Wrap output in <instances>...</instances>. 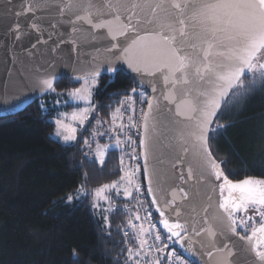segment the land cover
I'll return each instance as SVG.
<instances>
[{
	"label": "snow or ice",
	"instance_id": "6c2138e0",
	"mask_svg": "<svg viewBox=\"0 0 264 264\" xmlns=\"http://www.w3.org/2000/svg\"><path fill=\"white\" fill-rule=\"evenodd\" d=\"M64 8L76 9L73 13L75 21H70L74 25L73 32L77 31L76 22L91 25L95 29H105L107 36L112 41H117L112 44V49L122 48L120 58L127 61L132 71L158 75L162 79L163 86L167 89L163 100L169 105L167 111L172 113L170 124L176 131L175 139L185 156H192V164L187 168V178L192 179L194 175L193 165L195 174H198L201 181L214 183L223 178V183L219 184L222 199L218 205L223 214L214 218L219 231L209 223L207 217L204 219L206 228L196 232L193 227L196 235L206 233L210 238L211 250L206 252L207 257L211 259L214 253H224L218 264H232L230 258L234 255L233 249L227 243L222 247L218 246L216 237L225 236L227 232L239 236L235 213L238 210L247 212L250 206H259L257 214L262 222L259 227L254 226L247 236H240V239L249 242L250 251L254 253L257 264H264V179L247 177L238 182L230 181L222 167L226 161H217L209 143L210 139L215 138V133L226 127L219 123L217 116L227 99L230 96L248 94L258 81L264 83V0H68ZM32 27L35 28L36 25L33 24ZM97 74H91L92 83H95ZM246 74H251V79L247 82L244 79ZM41 83L46 88L53 89L52 79H44ZM87 85L86 78L85 87L73 90L70 95L76 99L89 100L91 91ZM173 105L174 112L170 107ZM90 110L83 109L79 115L73 114L72 118L83 124ZM162 112L159 101L154 105L151 100L148 101V111L142 112L143 135L139 143L145 162V173L148 172L149 157L155 150L154 134ZM119 113L120 109L117 108L113 114V122ZM150 119L156 122L150 125ZM56 123L57 135H63L65 141L76 139L75 128L60 120ZM213 124L215 127H212ZM123 128L124 125L121 124L120 129ZM128 139L131 140V137ZM120 143L117 139L116 145L119 146ZM107 147L105 145L104 150ZM104 150L98 153L101 164L104 162ZM177 159L183 162L184 157ZM153 172L159 175L155 169ZM135 175L133 170L120 177V181H126L128 185L124 188L125 196L132 195V187L139 192L140 185L135 183ZM177 176L180 180H185L183 173ZM226 186L229 194L223 197ZM109 188L119 191L117 182H112L97 189L96 196L108 200L109 197L103 193ZM179 191L184 192V189L180 188ZM148 192H153L151 179ZM234 192L239 195H233ZM172 196L173 199L166 202L164 208L175 203L176 189L172 190ZM187 196L184 192V198ZM152 203H157L154 195ZM93 207H98V204L94 203ZM158 211L162 218L161 223L171 233L167 239L177 237L182 243L184 237L181 233L187 236L185 224L178 218L170 221L159 206ZM179 215L177 209L176 216ZM104 219L107 223L106 216ZM136 219H140L139 215ZM128 223L136 229L139 249H144L148 243L144 236L154 225L145 229L143 225L137 228L131 220ZM247 223L244 219L239 220V225L246 226ZM154 238L156 241L162 240L158 232ZM201 247L205 245L202 244ZM156 251L162 249L157 247ZM140 254L139 250L129 247L128 259ZM73 255L78 256L76 250H73ZM173 258L175 264H186L174 252L169 254V260ZM136 264H140V261L136 260ZM149 264H160V261L157 259Z\"/></svg>",
	"mask_w": 264,
	"mask_h": 264
},
{
	"label": "trees",
	"instance_id": "16d2710c",
	"mask_svg": "<svg viewBox=\"0 0 264 264\" xmlns=\"http://www.w3.org/2000/svg\"><path fill=\"white\" fill-rule=\"evenodd\" d=\"M97 78L93 113L86 127L95 119L109 121L116 108L121 114L126 103L131 106L133 102V107L143 111L148 95L130 76L118 71ZM244 79L250 80L251 74ZM81 82L63 77L53 88L67 93ZM40 99L15 115L0 118V264H136V260L149 264V252L128 259L129 247H138L136 229L128 223L134 215L132 208L138 206L134 194L114 204L108 224L95 214L91 202L93 188L118 181L122 168L140 164L139 159L110 149L101 164L84 151L81 137L61 142L52 135L53 113L43 110ZM126 119L122 118V124ZM217 120L226 127L209 143L216 159L226 161L222 165L226 175L233 180L264 179V83L258 81L246 95L230 96ZM138 139L133 134L130 140L137 152ZM136 176L143 185L141 170ZM80 186L87 193L67 201V195ZM141 197L152 208L146 192ZM152 214L158 224L153 208ZM169 249L195 264L172 239ZM158 260L169 263L165 252Z\"/></svg>",
	"mask_w": 264,
	"mask_h": 264
},
{
	"label": "water",
	"instance_id": "95a60500",
	"mask_svg": "<svg viewBox=\"0 0 264 264\" xmlns=\"http://www.w3.org/2000/svg\"><path fill=\"white\" fill-rule=\"evenodd\" d=\"M67 3L68 0H0V118L15 115L45 96L51 89L42 85L44 79H52L54 86L63 77L84 80L91 78L93 73H98L95 76L98 77L122 71L130 76L148 95L143 112L148 111L149 100L154 105L159 101L163 109L158 117L154 134L156 146L149 157L147 173L144 171L142 148L138 143L142 180L148 198L152 203L153 195L156 197L157 203L152 205L159 217L158 206L170 221L178 218L185 224L187 236L181 233L183 242L177 237L172 238L186 257L191 258L195 264H218L224 253H214L209 259L206 252L211 250L210 238L206 233L198 236L196 232L207 227L205 217L219 231L214 218L223 214L218 207L222 199L219 184L223 183V178L214 183L201 181L198 174H195L194 165L192 179L187 178L192 156H185L175 139L176 131L170 124L172 113L167 111L169 105L163 100L167 89L162 79L158 75L132 71L127 61L120 58L122 48L112 49V44L117 41H112L105 29H95L91 25L76 22L77 31L73 32L74 25L70 21H75L73 13L76 9L64 8ZM29 8L32 10L28 11ZM170 107L174 112V105ZM154 122L152 119L149 121L150 125ZM142 135L141 117L139 140ZM177 157H184L183 162L178 161ZM154 169L159 175L154 174ZM179 173L184 174L185 180L178 178ZM150 179L152 193L148 192ZM228 179L232 182L240 181ZM180 188L188 194L187 198H184V192L179 191ZM173 189H176L175 203L164 208V204L173 199ZM224 190L229 194L227 186ZM233 195L237 196L238 193L234 192ZM177 209L179 217L176 216ZM161 219L158 222L163 232L171 235ZM240 236L243 235L227 232L225 236L217 235L216 242L220 247L227 243L233 249L234 255L230 258L232 264H257L249 242L240 239ZM202 244L205 247H201Z\"/></svg>",
	"mask_w": 264,
	"mask_h": 264
},
{
	"label": "rangeland",
	"instance_id": "374dc122",
	"mask_svg": "<svg viewBox=\"0 0 264 264\" xmlns=\"http://www.w3.org/2000/svg\"><path fill=\"white\" fill-rule=\"evenodd\" d=\"M88 79V85L87 87L91 91V96L89 100H81V99H76L73 96L70 95V93L73 91H69L67 93L58 91L56 89H51L47 95L43 98L40 99V105L43 108L44 111H51L53 113V121H54V130L52 132V135L59 139L63 143H71L79 139L80 137L82 138V147L84 151L91 157H93L97 162H100L99 159V151L104 150V146L107 145V149L104 150V156L103 160L105 158L106 152L110 149H119V150H124L123 154L126 155L129 159L134 158V155H136L137 149L135 150V147L133 146V143L128 139V137H133L134 134V129L137 128V124L139 122V117L142 111V108L139 106L133 107V102H131V106L129 103H126L125 108L121 109V114H117V117L115 119V122H113V114L116 113V109L112 113V117L109 121L102 122L99 119H95L92 124L89 127H86V124L90 118V116L93 113V108H94V92L96 88L99 85V80L97 77H95V83H92L91 78ZM85 87V79L82 80L81 84L79 85L78 88H84ZM76 88V89H78ZM75 90V89H74ZM134 91V90H133ZM140 94L143 95V98H145V93L138 89ZM131 98H133V94H131ZM147 99V98H146ZM127 105H129L127 107ZM90 108L91 110L87 113V119L83 122V124L80 123L78 119H73V114L79 115L83 109ZM120 109V108H119ZM144 110V109H143ZM126 121L123 123L124 128L121 130L120 125L122 124V118H126ZM129 117H132V120H129ZM142 117V115H141ZM60 120L64 124L70 126L71 128H75V140H69L65 141L63 139V135H57L58 131V126L56 121ZM133 124L136 126L134 127ZM87 128L86 132H83V130ZM61 132H63L62 129H60ZM67 134V133H64ZM120 140L119 146L116 145V140ZM87 141V143H85ZM137 148V147H136ZM128 161V160H127ZM122 176L125 175V173L129 171L135 170L136 175L138 170H141L140 164L135 162L134 167H130L127 165L126 167L122 168ZM135 175V183L139 184V179ZM117 182V189L109 188L106 189L103 193L104 196H108V200H104L103 198H99L96 196V190L101 188V186H98L96 188H93L91 190V202L92 206L93 204H98V207H93L95 214L102 219L103 223L108 224V215L111 211V209L114 207V204L121 200V199H126L130 196H125L124 195V188L128 187L126 181L122 182L120 179ZM110 185V184H107ZM141 186V185H140ZM132 191V195L134 194L135 200L138 204L136 208H132V211L134 213L132 217V223L139 228L140 225H143L145 229L150 228L151 225H154V227H151V230L147 232L144 236V238L148 241L147 245L145 246L144 249H139V241H138V247L136 250H139L141 253H148V257L151 259V261L157 260L158 258H161L163 256V253L165 252V255H167V258L169 260V254L170 253H175L176 255H179L182 260L186 262V264H189L188 261L178 254L176 251L173 249H169V245L171 244V240L167 239L165 236H161L162 240L161 241H156L154 236L157 233V230L155 228L156 223L153 222L150 211H152L153 205L151 203L152 208H148L147 203L145 202L144 204V199L141 197L143 195V192L139 190V192L136 191L135 187H132L130 189ZM135 191V193H133ZM87 193V188H84L80 186L75 192L69 193L67 195L66 200L67 201H73L74 198L81 197L82 195ZM69 197H72L69 199ZM143 202V203H142ZM150 207V206H149ZM154 210V208H153ZM255 210H249V212H252ZM139 215L140 219H136V216ZM257 215V214H255ZM107 217V223L105 222L104 217ZM256 219V218H255ZM249 225H254L253 222H248ZM256 223V222H255ZM138 240V239H137ZM153 242L155 244V248L153 250H148L149 243ZM167 245V247H165ZM159 247L162 249V251H156V248ZM150 254V255H149ZM158 257V258H156ZM168 264H175L174 258L173 260H169Z\"/></svg>",
	"mask_w": 264,
	"mask_h": 264
},
{
	"label": "flooded vegetation",
	"instance_id": "af4514ba",
	"mask_svg": "<svg viewBox=\"0 0 264 264\" xmlns=\"http://www.w3.org/2000/svg\"><path fill=\"white\" fill-rule=\"evenodd\" d=\"M239 195V193H238ZM237 195V196H238ZM228 196V193L226 190H223V197H227ZM257 209H259V206H250L248 211L245 212L243 210H238L235 215H236V218H237V232L243 236H247L248 234L251 233V230L252 228L255 226V227H259L260 223L262 222V219L260 217V215L257 214ZM249 210H255V211H252V212H249ZM257 214V215H255ZM249 217H251V220H249ZM256 218V219H255ZM240 219H244L248 222H253L254 225H249V223H247L246 226H242V225H239V220ZM256 222V223H255Z\"/></svg>",
	"mask_w": 264,
	"mask_h": 264
},
{
	"label": "built area",
	"instance_id": "2783aa9c",
	"mask_svg": "<svg viewBox=\"0 0 264 264\" xmlns=\"http://www.w3.org/2000/svg\"><path fill=\"white\" fill-rule=\"evenodd\" d=\"M142 189V188H141ZM155 247V244L151 241L150 243H149V249H152V248H154Z\"/></svg>",
	"mask_w": 264,
	"mask_h": 264
}]
</instances>
